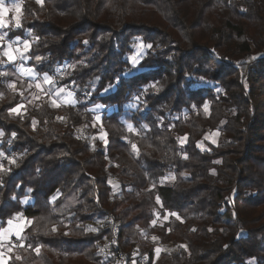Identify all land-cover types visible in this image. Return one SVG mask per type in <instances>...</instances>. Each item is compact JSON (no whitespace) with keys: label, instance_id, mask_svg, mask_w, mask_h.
<instances>
[{"label":"trees","instance_id":"16d2710c","mask_svg":"<svg viewBox=\"0 0 264 264\" xmlns=\"http://www.w3.org/2000/svg\"><path fill=\"white\" fill-rule=\"evenodd\" d=\"M4 3L74 102L10 112L31 80L0 53V263L264 264V0Z\"/></svg>","mask_w":264,"mask_h":264},{"label":"rangeland","instance_id":"374dc122","mask_svg":"<svg viewBox=\"0 0 264 264\" xmlns=\"http://www.w3.org/2000/svg\"><path fill=\"white\" fill-rule=\"evenodd\" d=\"M16 5H19V4L7 5V4L4 3V7L7 8V9H9V11L4 16V20L6 21V26L9 25V23H12L13 26H16V17L18 16V18L20 19L21 6L19 5L20 12L17 13L16 10H15V6ZM6 26H4V27H6ZM2 28L3 27H0V36H3V40H0V48H1V52L0 53H1V55H3V51L5 49H8L9 45H11V50L14 52V54L17 55V58H20V61H16V68H18L21 65H23V63H22L23 58H21L20 55L18 53H16V50L19 49L20 52L24 54L25 51H24V43L23 42L24 41H28L29 42V46H30V44L32 42V38H31L29 32H27L25 34V36L22 37V38L21 37H14L12 39L7 40L6 37H5L6 36V33L2 31ZM17 38H19V39H17ZM14 41H15V43H13ZM140 45H141V43L140 44L137 43L134 46L133 53L129 56L130 59L135 56L138 59V61H139L138 55H139L140 52L138 53L137 49L140 47ZM144 48H146V47H144ZM5 58L7 60V57H5ZM23 67L24 68H28V67H26L24 65H23ZM18 73L20 75H23L22 74V71H18ZM23 76H25V75H23ZM26 77H28L31 80L29 82L28 88H27V90L28 89L29 90L27 91V94L24 95V99L26 101H25V103L23 105H19L20 107H18V106L16 107V109H17L16 112L20 111L21 108H22V106H25L26 107V105L36 103V101L39 98H42L46 94V92L51 95L52 100H55V104L56 105L61 104L63 102L64 103H67V101H72L73 100V94L70 91H68V90L59 91L61 88H54V89H52L50 91V90H47L46 86L44 85V84H49V83H45L44 82V79L42 80V79H39V78H35V75L34 76L29 75V76H26ZM38 84L40 85V87H37ZM57 92H59L58 95H56ZM69 92L72 94L71 97L68 96V93ZM0 137H1V135H0ZM101 138H103V136H101ZM218 138H219V133L218 132L207 133L205 135V137H204V139L206 141L211 142L213 144H215L217 142ZM201 147L204 148V149L207 148L206 147V143L204 141L201 142ZM1 158H2V155H0V160H1ZM169 178H171V177H169ZM171 220L172 219H170L169 216H166L164 218H160L158 216V214H155V218H154V222H156V223H162L164 221L169 222ZM24 222H25L24 219L20 217V218H17L16 221H11V224H9L7 228H3L2 229L1 232H2V234L4 232L3 236L7 240L4 243V247H5V250L7 252H9L11 250L12 245L15 243L14 241H12V243H11V240H12L11 238L13 236H17L16 235L17 230L19 228H21V226L24 225ZM169 248H170V244L169 243L166 244V248H164L163 246L162 247L161 246H156L155 247V251L157 249H159L158 252L156 251V255L161 250H166V249H169ZM122 258L123 257H121V259ZM250 261L254 263V260L253 259L250 260Z\"/></svg>","mask_w":264,"mask_h":264},{"label":"snow or ice","instance_id":"6c2138e0","mask_svg":"<svg viewBox=\"0 0 264 264\" xmlns=\"http://www.w3.org/2000/svg\"><path fill=\"white\" fill-rule=\"evenodd\" d=\"M38 2H40V0H38ZM15 10L17 13L20 12V7L19 5H16L15 6ZM9 11V9L5 8L4 7V0H0V27H4L6 26V21L4 20V16L5 14ZM16 26L19 27L20 26V20L18 18V16L16 17ZM19 39V38H17ZM139 39V38H137ZM0 40H3V36H0ZM15 43V41L13 42ZM24 51L26 52L28 50V47H29V42L28 41H24ZM144 47H147V48H151L152 45L148 44V45H143L141 44L140 47L137 49L138 53L139 52H142V49ZM16 53H18L20 55L21 58H23V53L20 52L19 49L16 50ZM3 56L7 57V61L8 62H14L17 60V55L14 54V52L11 50V45H9L8 49H5L3 51ZM5 61H0V63H4ZM131 62H132V65L135 66L136 64L139 63L138 59L134 56L131 58ZM67 67H71V68H75V65H68ZM17 71H22V74L25 75V76H29V75H32L34 76L35 75V72H34V69L32 68H24L23 65H21L20 67L17 68ZM57 71H61L60 69H57ZM0 75H6V73H0ZM44 82L45 83H54L52 81V78L47 76V74L44 75ZM10 87H12L14 89V84L13 85H9ZM154 86V85H153ZM37 87H40V85L38 84ZM59 91H63V89H60ZM59 92L56 93V95H58ZM71 93L69 92L68 93V96L71 97ZM53 104H55V100H53ZM20 107V106H18ZM97 107H100V106H97ZM17 109L16 108H13V109H10V112H16ZM129 128H131V125H129ZM0 135H2V133H0ZM15 134H13L14 136ZM11 142V141H9ZM136 146L133 145V148H135ZM0 155H3L2 153H0ZM175 215V214H173ZM29 223H31V221H29ZM9 224H11V221H9ZM54 230V229H53ZM92 231H95V229H90ZM22 231V229L18 230L16 235L17 236H20V232ZM37 252H39V248L36 249ZM157 252L159 251V249L156 250ZM19 259V257H18Z\"/></svg>","mask_w":264,"mask_h":264},{"label":"built area","instance_id":"2783aa9c","mask_svg":"<svg viewBox=\"0 0 264 264\" xmlns=\"http://www.w3.org/2000/svg\"><path fill=\"white\" fill-rule=\"evenodd\" d=\"M16 61H20V58H17ZM4 243H5V240L3 239L1 231H0V262L5 261V259L8 257L7 256L8 252L5 250Z\"/></svg>","mask_w":264,"mask_h":264},{"label":"crops","instance_id":"0c3cea01","mask_svg":"<svg viewBox=\"0 0 264 264\" xmlns=\"http://www.w3.org/2000/svg\"><path fill=\"white\" fill-rule=\"evenodd\" d=\"M39 79H44V77L43 78H39ZM50 84V83H49ZM49 84H44L45 86H46V88H48L49 87ZM55 88H60V87H55ZM62 89V88H61ZM64 90V89H63ZM71 92V91H70ZM72 93V92H71ZM74 102V97H73V100L72 101H67V103H73ZM64 103V102H63ZM97 109H95V110H100V108L99 107H96ZM3 234H4V232H3ZM3 264V263H2Z\"/></svg>","mask_w":264,"mask_h":264}]
</instances>
